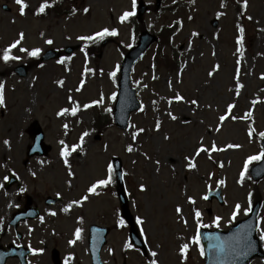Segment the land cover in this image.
<instances>
[{
	"label": "rangeland",
	"instance_id": "rangeland-1",
	"mask_svg": "<svg viewBox=\"0 0 264 264\" xmlns=\"http://www.w3.org/2000/svg\"><path fill=\"white\" fill-rule=\"evenodd\" d=\"M142 1L150 10L138 24L162 40L133 70L132 86L143 107L132 114L129 128L121 131L113 126L97 129L95 122L102 124L110 118L119 70L115 78L110 73L120 67L122 49L132 47L134 36L141 31L132 24V17L124 23L119 19L123 12L132 10V0H64L61 9L68 11L59 15L52 8L43 15L37 14L41 3L52 5L53 0H25V15H20L16 0H0V54L24 33V39L10 52L20 59L0 62L4 97L0 105V244L10 242L6 224L25 203L23 190H7L1 185L12 172L41 209L39 220L21 224L17 229L21 234H33L32 249L43 250L33 254L30 264H52V249L59 252L63 264H90L86 243L90 225L110 228L101 252L103 264H149L151 251L158 253L155 259L159 264H204L200 245L192 243L197 230L205 228L199 225L225 231L246 219V210L258 201L256 237L263 256L249 264H264V241L259 238L264 231V178L255 186L249 185L247 172L241 182L247 158L262 151L260 141L264 138L260 135L264 133V0H247L246 8L244 0H162L158 12L154 11L155 0ZM85 8L89 9L87 13ZM212 19L217 20L215 28ZM172 27L175 31L169 40L171 34L165 37L163 33ZM104 28L115 29L118 35L94 42L78 39ZM47 39H52L53 44H47ZM75 46L79 49L60 59L63 64L60 60H38L47 50L62 51ZM21 48L28 52L40 48L41 53L32 57ZM164 56L175 60L176 68L160 67L157 62ZM18 65L28 67L26 77L14 73ZM237 77L243 85L239 94ZM177 94L184 100H174ZM101 99V104L93 103ZM193 99L198 106L190 103ZM229 104L235 105L231 116L237 119L230 116L221 126L219 117L226 114ZM77 106L76 115H72L71 109ZM65 108L69 111L60 115ZM249 111L252 115L245 118ZM168 113L177 119L172 120ZM35 121L51 150L46 157L32 158L23 166ZM157 121L161 124L159 131ZM218 126L220 131H216ZM139 128L145 131L133 140V133ZM84 132L89 135L82 147L71 153L66 165L61 156L64 145L69 150L79 145ZM164 136L170 139L165 140ZM201 141L205 147L210 148L214 142L225 150L202 152L197 157L195 150ZM228 144L241 147L229 149ZM129 146L131 152L127 151ZM114 157L121 161L125 172L128 207L144 244L142 251L126 247L128 229L118 224L121 217L115 186L103 187L98 195L87 191L93 183L107 178ZM186 157L193 159L196 168L189 170ZM221 180L225 181L223 185ZM140 185L145 186L144 191ZM216 188L221 191V204L202 198ZM57 195L62 198L60 203L44 205L47 196ZM85 195L89 196L87 201L73 203ZM237 204L241 208L233 220ZM178 206L182 209L179 214ZM196 211L201 213L199 222ZM137 217L145 221L143 226L136 223ZM216 217L221 218L219 227L214 223ZM78 228L82 229V238L70 244ZM185 243L189 246L186 258L180 251ZM7 264L17 262L11 260Z\"/></svg>",
	"mask_w": 264,
	"mask_h": 264
},
{
	"label": "water",
	"instance_id": "water-1",
	"mask_svg": "<svg viewBox=\"0 0 264 264\" xmlns=\"http://www.w3.org/2000/svg\"><path fill=\"white\" fill-rule=\"evenodd\" d=\"M160 7V0H156V8ZM6 10V8H3ZM145 12V7L140 2L138 15H141ZM216 21H213V27H216ZM156 41L154 36H151L147 32H143L140 37L137 45L129 50L124 56L121 68L120 76L118 81V93L117 99L113 110V119L114 124L118 129H126L128 127L130 114L133 111H136L140 108V103L136 98V91L130 87L131 82V71L133 66L140 60L144 53L149 49V47ZM74 48H66L64 50L65 55H69ZM60 53L57 51L49 50L41 58V61H48L52 59H58ZM16 74L19 77H25L27 75L26 67H17L15 69ZM34 135L35 142L33 145V150L29 155H33V152H39V155H46L49 147H44L42 142V133L36 123H34ZM261 147L264 151V141L261 143ZM112 164L115 170V175L117 178V196L122 209V217L130 226V239L133 245H137L140 248H143L140 239L138 238L132 222V217L129 214L127 209V195L125 193L123 185V172L121 168V163L118 159H113ZM250 174L254 181H258L264 177V160H261L250 170ZM212 197H215L220 203V190L217 189L214 192H209L208 201ZM29 202L26 206V210L23 213L14 215L15 221H23L25 219H36L37 212H30L28 209ZM259 210V203H256L253 209L250 212L249 218L244 221L238 222L236 225L231 227L229 231H199L200 242L204 248L205 264H248L250 260L255 257H262L263 254L259 247V242L255 237L256 228H257V213ZM109 233V229L101 228L97 226H91L89 229V240L88 248L91 256L92 264H101L99 259V254L101 248L105 245L106 236ZM247 237L249 245L239 246L237 241L243 237ZM213 237V239H209ZM219 237V239H214ZM8 256V255H7ZM0 261V264H3L4 259ZM53 262L54 264H59L57 253L53 252Z\"/></svg>",
	"mask_w": 264,
	"mask_h": 264
},
{
	"label": "snow or ice",
	"instance_id": "snow-or-ice-1",
	"mask_svg": "<svg viewBox=\"0 0 264 264\" xmlns=\"http://www.w3.org/2000/svg\"><path fill=\"white\" fill-rule=\"evenodd\" d=\"M175 2V0H174ZM16 3L20 6V15H25V10L28 8V5L27 3L25 2V0H16ZM51 5L47 2H43L40 4L39 6V10H38V13L37 14H43L45 13L46 9H48ZM136 7H137V0H132V10L130 11H125L123 12V14L120 16V22L121 23H124L125 21H127L129 18L133 17L136 15ZM244 7L246 8L247 7V0H244ZM85 13H87L89 11L88 8H85L83 10ZM73 12H75V9L73 10ZM191 18V17H190ZM248 19H251V17H248ZM243 31V29H241V32ZM118 35V32L115 30V29H112V30H109L108 28H104L98 32H96L95 34L93 35H86V36H80L78 37L79 40H84V41H97V40H103L106 36H116ZM194 35H197L196 33H194ZM24 39V33L21 32L19 34V39H17L14 43H12L9 48H7L4 53H3V60L5 62H8L9 60H13V59H20V57L18 56H11L10 55V52L12 49L16 48L20 43L21 41ZM47 44L51 45L53 44V40L52 39H47L45 41ZM237 43H241V40H238ZM21 51H25V52H28V49H24V48H21L20 49ZM41 53V49L40 48H35V49H32L30 52H28V54L32 57H38ZM59 63L63 64L64 63V60H60ZM216 69L218 70L219 69V65H216L215 66ZM119 70V66H117V70L116 71H113L112 73H110L111 77L115 78L116 77V74H117V71ZM209 75H213L212 72L209 73ZM262 78H264V76H262ZM61 85H63V81H60L59 82ZM83 85V82L81 84V86ZM243 88V85L242 84H239V81H238V77H237V94H239V89ZM79 90V89H78ZM116 97L115 95H113L112 99L114 100ZM69 99L71 100V97H69ZM174 100L176 101H182L184 100V97L177 94L174 98ZM103 101L102 99L99 100V101H94L93 103L94 104H101ZM4 103V97H3V85L0 84V105H2ZM169 103H171V100L169 101ZM191 104L193 105H197L198 106V102L197 100L193 99L191 102ZM255 103V102H254ZM92 105H84V108H88V107H91ZM235 107L234 104H229L227 106V112L225 115H222L219 117V121H220V125L222 126L223 122L228 119L230 116H231V113H232V109ZM78 108L79 106L77 107H73L71 109V113L72 115H76L77 111H78ZM69 109L65 108L61 111L60 115H63L64 113L68 112ZM108 111H111V109H109ZM168 115L170 116V118L172 120H176L177 117L175 115H173L172 113H168ZM252 115L251 111H249L247 114H246V117H250ZM231 119L235 120L237 119V117L235 116H231ZM160 121H157L156 123V130L159 131L160 129ZM65 128H67L68 126L67 125H64ZM134 127V126H133ZM145 131V129L143 128H139L137 129L136 132L133 133V140L136 139V137L140 134V133H143ZM216 131H220V126H218L216 128ZM249 137L252 136V132L249 131ZM89 133L88 132H84L81 137H80V144L79 145H76V146H72L71 147V150H69V147L67 145H64L62 151H61V156L64 157V163L66 165H68V157L71 155L72 152H75L77 150L78 147H82L83 145V142H84V138L86 136H88ZM262 137H264V133H261L260 134ZM164 139L165 140H168L170 139L169 136H164ZM5 143H8L7 141H5ZM61 144H64L63 141H61ZM227 148L231 149V148H240L241 145L239 144H228L226 146ZM225 149H221V148H218L215 143L213 142V144L211 145L210 148L208 147H205L201 141L200 143V146L195 150V156H199L200 153H205V154H208L209 152H215V151H223ZM127 151L128 152H131L132 151V147L129 146L127 148ZM186 160L189 161L187 167L189 168V170L191 169H194L196 168V164L194 163L193 159L192 158H189V157H186ZM260 160H264V151H261L259 154L257 155H252V156H249L245 162V165H244V169L243 171L241 172V182L243 181L244 179V176L245 174L248 172V167L250 164H252L254 161H260ZM157 164H159V161L157 160L156 161ZM221 166H223L221 164ZM70 167V165H69ZM158 170V169H157ZM70 175H74L73 173H69ZM5 180H7V177H5ZM114 183V178H113V167L111 164H109L108 166V175H107V178L106 179H101V180H98L96 183H93L89 188H88V193L89 194H96L98 195L99 193L97 192V188H100V187H107L109 186L110 184ZM219 183L221 185H223L225 183V181L221 180L219 181ZM140 190L141 191H144L145 190V186L144 185H140ZM251 196V194H250ZM203 199L207 200L208 197L205 195L204 197H202ZM89 199V196L88 195H85L82 197V200L81 201H74L73 203H77V204H80L82 203L83 201H87ZM188 200L191 202V203H195V200L192 198V197H188ZM70 207V206H69ZM240 208L241 206L239 204H237L235 206V210L232 214V219L234 220L236 218V216L239 214V211H240ZM68 209L66 208L65 211H67ZM182 209L178 206L176 208V212L179 214L181 213ZM248 211H251V208L249 207L245 214H247ZM53 215H55V213H52ZM195 217L197 218V221L199 222V219L201 217V213L200 211H196L195 212ZM220 217H216L215 220H214V223L216 224L217 227H219V221H220ZM136 223L138 225H141L143 226V224L145 223V221L139 217L136 218ZM118 224L120 227H124L125 226V221L123 219H120L118 221ZM185 224H187V221H185ZM201 227H207V225H199ZM141 231V234L144 235V229L143 227H141L140 229ZM81 234H82V229H76V232H75V239L74 240H71L69 241L70 244H75L77 240L81 239ZM260 240L261 241H264V231L261 232L260 234ZM209 239H213V237H209ZM214 239H219V237H215ZM145 243H147V237L145 236ZM192 243L195 244V245H200V237H199V233H197V235L193 238L192 240ZM237 244L241 247L243 246H247L249 245V241H248V238L245 236L243 238H241L240 240L237 241ZM127 248H132L133 245L131 243L127 244L126 245ZM188 244L185 243L181 246V253L182 255L185 256L186 258V254H187V251H188ZM33 253H37L38 251L39 252H42L43 250H36V249H33L32 250ZM111 251V250H110ZM199 251H200V255L201 256H204V248L203 246H200L199 248ZM158 253L156 251H151L150 252V257L151 259L149 260V264H159L158 260L155 259L157 257ZM65 264H67V261H65Z\"/></svg>",
	"mask_w": 264,
	"mask_h": 264
},
{
	"label": "flooded vegetation",
	"instance_id": "flooded-vegetation-1",
	"mask_svg": "<svg viewBox=\"0 0 264 264\" xmlns=\"http://www.w3.org/2000/svg\"><path fill=\"white\" fill-rule=\"evenodd\" d=\"M29 149L30 147L27 148V151H26V157H27V154L29 153ZM34 158H38L40 159L39 157H34ZM30 159L32 158H27V159H24V161L22 162L23 163V166H26ZM13 174H11V172L8 173L7 175V180H5V182H3V186L4 188L6 187V189H11V187H14L16 191H19V190H23L24 193H22V195L24 194V200H25V203L27 202V198L29 197L30 198V202H31V205L33 207H37L39 209V211H41V209L39 208V205L37 203H35V197L31 194V195H28L26 194L25 190H26V186L23 184V183H20L21 181L18 180V177H13L12 176ZM7 184H10L9 186H6ZM48 198H50V196H47L43 203L44 205L47 207L46 205V202L48 201ZM24 203V205H25ZM55 204H57L56 202L52 205H49L48 207L50 206H54ZM26 223H29V222H26ZM24 223V224H26ZM10 240V242L4 244L5 247H9V246H16V247H21V248H24V249H31L32 248V245L34 244L33 243V240H34V236L33 234L29 233V234H20V233H16L13 229L9 232L8 236H7V240ZM13 239H16L17 242H13ZM25 240H27V242H25Z\"/></svg>",
	"mask_w": 264,
	"mask_h": 264
},
{
	"label": "trees",
	"instance_id": "trees-1",
	"mask_svg": "<svg viewBox=\"0 0 264 264\" xmlns=\"http://www.w3.org/2000/svg\"><path fill=\"white\" fill-rule=\"evenodd\" d=\"M61 3L60 2H58L57 0H55V1H53V4H52V9H54L55 10V14H64L65 12H67L68 11V9H65L64 11H62V9H61ZM163 60L165 61V62H163V61H161L160 62V64H162L164 67H167L168 69H174L175 68V62H173V61H169V60H167V58H163ZM0 61H2V59L0 60ZM10 61V60H9ZM111 125V122L108 120V122L106 123V126L105 127H103V129L104 128H106V127H109ZM99 124H98V121H96L95 122V127L96 128H99Z\"/></svg>",
	"mask_w": 264,
	"mask_h": 264
}]
</instances>
